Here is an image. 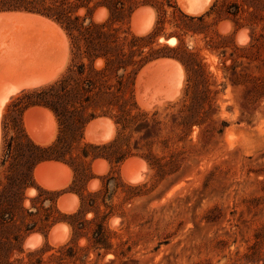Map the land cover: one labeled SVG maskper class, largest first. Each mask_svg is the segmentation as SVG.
Returning a JSON list of instances; mask_svg holds the SVG:
<instances>
[{"label":"rangeland","instance_id":"obj_1","mask_svg":"<svg viewBox=\"0 0 264 264\" xmlns=\"http://www.w3.org/2000/svg\"><path fill=\"white\" fill-rule=\"evenodd\" d=\"M130 1L134 10L125 20L124 28L134 35L146 34L154 27L158 16L162 17L154 4H158V1L167 4V0ZM203 2L205 0H170L172 5H176L188 16L202 15L216 2L214 12L205 17L202 33L181 36L188 48L200 50L210 82L213 83L211 88L217 91L216 95L211 96L213 101L209 116L201 127L193 126L183 140H179L181 131L177 128H164V137L172 130L169 133V149L165 150L157 144L152 152L161 164L168 165L165 174H158L140 155L128 158L131 161L127 170L122 169L123 163L111 171L106 161L93 162L92 178L85 189L86 192H97L108 183L106 196L110 199L105 200L108 208L104 207L100 199L98 202L99 209L108 213L105 221L106 234L115 254L108 253L99 258L90 251L86 264H264V0H210V4L207 3L206 8L204 7L206 11L204 8L203 11L198 10ZM233 2L242 7L238 25L225 13ZM145 8L148 11L144 12ZM164 9V35L159 37V42L173 47L166 42L169 38L176 42L175 37H164L178 31L173 24V7L164 5ZM136 10H139V14L133 20ZM187 11L191 13L188 14ZM1 13H20L44 18L25 12ZM101 15L104 14L100 13L99 18ZM140 18L143 19L142 22ZM6 22L9 21L0 22V62L14 65L21 53L25 52L24 48H27L26 43L25 47L23 45L26 38H30L25 42L31 47L32 43H38L39 36H43L41 39L45 41L42 43L43 40L40 39L39 44L45 50L48 46L44 67L38 72L25 75L26 78L50 74L54 75L53 78L49 75L51 82L65 70L70 61L69 41L65 33L55 30L56 27L52 24H43L39 20L34 24L15 21L5 24ZM149 22L150 26L142 31L143 34L137 32ZM18 30L27 33L29 37L23 34L25 39L21 40ZM34 34L38 35L37 42ZM210 46L218 49L212 51ZM30 47L26 50H30ZM171 66L155 67L151 69L152 72L149 70L141 77L137 76L134 96L139 111L159 109L163 119L166 113H174L178 109L180 104L163 112L167 104L181 99L186 86L184 68L180 70L175 65ZM3 83H0V88L1 84L4 88L0 89L1 95L8 86V82ZM16 94L9 96V99ZM2 114L3 111L0 117V150ZM25 114L23 123L28 133ZM43 114L48 116L41 108L36 110L29 122L33 129L36 128V132L52 136L44 144L36 142L45 145L55 138L57 123L55 119L43 117ZM98 119L100 118L96 120ZM99 121L101 120L95 124L94 131L90 129L86 133L85 130L86 141L101 143L106 141H101L102 137H108L109 140L115 134L113 122L110 128L107 121L98 123ZM92 133L95 136H90ZM110 133L112 134L108 135ZM143 144L144 142L141 146ZM147 153L146 147L140 151V154ZM67 170L47 171L48 176L53 179H68L67 184L57 189H45L34 178V186L56 192L57 201L60 196H66L67 208L71 210L62 211L57 205L62 213H72L79 206V197L69 190L73 172L69 167ZM110 177L114 180H108ZM31 189L33 194L29 193ZM36 193L35 187L28 190V195ZM69 195L73 196V201ZM93 217L91 212L85 215L87 220ZM56 225H61L64 229L61 227L54 235L50 234L52 229L46 236L34 233L40 236L30 245L24 243V249L33 250L45 244L57 248L70 241V227L65 223ZM65 228L67 231H64ZM76 244L78 247H85L87 241L81 237Z\"/></svg>","mask_w":264,"mask_h":264},{"label":"trees","instance_id":"obj_2","mask_svg":"<svg viewBox=\"0 0 264 264\" xmlns=\"http://www.w3.org/2000/svg\"><path fill=\"white\" fill-rule=\"evenodd\" d=\"M166 3L154 4L162 13L154 27L146 34L134 35L124 28L125 20L134 10L130 0H0V13L25 12L56 23L67 36L70 49V61L58 77L44 85L23 89L4 107L0 150V264H86L90 251L99 258L115 254L106 234L108 213L99 209L98 202L100 199L108 208L105 203L110 199L106 196L108 183L97 192L85 189L92 178L93 162L104 160L113 171L128 158L140 155L158 174H165L168 165L161 164L152 152L157 144L169 149L172 130L164 137V128H177L181 131L179 140H183L193 126L201 127L207 120L211 96L217 91L211 88L213 83L200 50L188 48L181 36L202 33L205 17L214 12L216 2L199 16L184 14L170 0ZM164 5L173 7L174 27L182 33L164 36L175 37L173 47L159 42V37L164 35ZM241 8V4L233 2L225 10L235 25ZM99 11L104 14L101 18L97 17ZM210 49L218 48L210 46ZM161 59L176 60L186 73L183 96L167 104L163 112L180 106L174 113H166L163 119L159 109L139 111L134 96L138 73ZM32 108L49 111L57 123L56 136L48 144L36 143L25 130L23 117ZM101 117L114 123L115 134L102 143L86 141V127ZM143 147L148 149L146 155L140 154ZM49 161L62 163L73 172L69 190L79 197V206L72 213L58 209L56 192L34 186L35 168ZM32 187L37 193L29 196L27 192ZM89 212L94 217L87 220L85 215ZM58 223L70 227V241L57 248L45 244L33 250L24 249L28 236L34 233L46 236ZM81 237L87 241L85 247L76 244Z\"/></svg>","mask_w":264,"mask_h":264},{"label":"bare ground","instance_id":"obj_3","mask_svg":"<svg viewBox=\"0 0 264 264\" xmlns=\"http://www.w3.org/2000/svg\"><path fill=\"white\" fill-rule=\"evenodd\" d=\"M195 1V0H194ZM209 1L210 0H205V2H203L202 4H200V6L198 7V10H202L204 7H205V5L208 3V4H210L209 3ZM196 2H197V0H196ZM183 6V5H182ZM148 8V7H147ZM206 8V7H205ZM205 8H204V10H205ZM149 9V8H148ZM148 9L146 10V8H145V11L144 12H146V11H148ZM142 10H140V11H142ZM142 11V12H143ZM149 11L151 12V9H149ZM153 11V10H152ZM203 11V10H202ZM201 11V12H202ZM206 11V10H205ZM192 12H193V10H192ZM99 13H101V11H99ZM187 13H188V11H187ZM189 13H191V12H189ZM188 13V14H189ZM200 13V12H199ZM139 14V10H136L135 11V13L133 14V20H135V18L137 17V15ZM144 14V13H143ZM151 15V14H150ZM102 16V15H101ZM148 16V15H147ZM97 17H100L99 15H97ZM105 17V16H104ZM103 17V18H104ZM141 19V22H142V18H140ZM3 20H6V21H9V22H11L12 23V21L14 22H17V23H22V24H31V23H33L34 24V22L36 21V20H39V21H42L43 22V24H44V22H47V23H45V24H52L54 27H56V29L55 30H59V31H61L63 34H64V32L57 26V25H55L54 23H52L51 21H49V20H47V19H44V18H40V17H37V16H33V15H28V14H20V13H0V22H3ZM97 20H98V18H97ZM140 21V20H139ZM151 21V20H150ZM9 22H6L5 24H7V23H9ZM10 23V24H11ZM135 23V22H134ZM137 23V22H136ZM135 23V24H136ZM153 23V22H152ZM140 25V24H139ZM224 25H226V24H224ZM228 26H229V24H227ZM14 26V25H13ZM132 26H133V22H132ZM150 26V22H149V24L148 25H146V26H144V27H142V28H140V31H137V32H142V31H144V30H146L148 27ZM152 26V25H151ZM18 27V26H17ZM22 27V26H21ZM51 27V26H50ZM54 27H52V28H54ZM133 27H135V26H133ZM132 27V28H133ZM138 27H140V26H138ZM150 29V28H149ZM57 30V31H58ZM137 30V29H136ZM222 32H223V30H222ZM138 33V34H139ZM15 34H16V32H15ZM14 34V35H15ZM18 34H20L21 36H19V35H17V36H19L20 37V39L22 40V39H25V38H23V34H26V36L25 37H29L28 35H27V33H24V32H21V30L19 31L18 30ZM62 34V35H63ZM141 34H143V32L141 33ZM31 35V34H30ZM38 36V35H37ZM37 36H35V34H34V40H38L39 38L41 39V37H43V36H39V38L37 37ZM245 36V35H244ZM18 37V38H19ZM35 37H37V38H35ZM246 38V37H245ZM27 40L28 39H30V38H26ZM40 39H39V41H40ZM18 40V39H17ZM27 40H25V41H27ZM37 40H36V42H37ZM43 40V38L41 39V41ZM24 41V43H23V45L26 43V46H27V48L28 47H30V44H28L27 45V42H25ZM39 41H38V43L36 44L33 40L31 41V42H34V43H32V44H36V45H32L31 44V47H30V50H26L27 48L25 47V45H24V49H25V52L23 51V53H21V56L19 57V59H17V57H16V63L14 64V65H10L9 63H7V62H0V83H3V82H5L6 84H7V82H8V86L6 87V85H4L5 87H6V89L3 91V93H2V95L0 96V117H1V111H4L2 108L4 107V105H5V103L8 101V100H10L9 99V96H11V95H13V94H15V93H18L19 91H22L23 89H28V88H33V87H38V86H41V85H44V84H46L47 82H50V76L48 75V74H45V75H32V76H34V77H32L31 78V76H29L30 78H26V76L25 75H27V74H32V73H35L36 71L38 72V70H42V67H44V64H45V59H46V51L48 50V46H47V44H45L46 46V49L47 50H45L43 47V45H40L39 44ZM40 41V42H41ZM44 41L45 40H43L42 41V43H44ZM14 43V42H13ZM29 43V42H28ZM46 43V42H45ZM170 46H174V44L176 43L175 42V40L174 39H170L168 42H167ZM15 44H16V41H15ZM17 45V44H16ZM9 46V45H8ZM7 46V47H8ZM12 45L10 44V46L9 47H11ZM18 46V45H17ZM32 46H33V48H32ZM18 48V47H17ZM16 48V49H17ZM8 49L9 48H7V51H8ZM14 51H15V49H14ZM9 52V51H8ZM20 52V51H19ZM22 52V51H21ZM49 52H50V50H49ZM7 53V52H6ZM11 53V52H10ZM15 53H16V51H15ZM14 54V53H13ZM47 54H48V51H47ZM16 56H17V54H15ZM20 55V54H19ZM50 55V54H49ZM24 57V58H23ZM15 58V57H14ZM4 59V58H3ZM6 61V60H5ZM12 63V62H11ZM9 64V65H8ZM171 65H175V66H177L180 70H182V66L178 63V62H176V61H174V60H169V59H161V60H157L156 62H154V63H150V64H148L147 66H145L143 69H142V71L140 72V74L138 75L139 77H141L144 73H146L147 71H149V70H151V69H153V68H155V67H161V66H171ZM59 67V66H58ZM172 67V66H171ZM162 68V67H161ZM164 68V67H163ZM61 68H59V70H60ZM165 69V68H164ZM151 72H152V70H151ZM184 74V73H183ZM182 74V75H183ZM25 76V77H24ZM54 76V75H53ZM53 76H51V78H53ZM181 75H179V77H180ZM182 77V76H181ZM184 77V76H183ZM183 79V78H182ZM139 80V79H138ZM181 81V80H180ZM4 84V83H3ZM180 84H181V82H180ZM3 85L1 84V88H3L2 87ZM181 86H182V84H181ZM180 86V87H181ZM0 88V89H1ZM4 89V88H3ZM174 90V89H173ZM176 90V89H175ZM172 92H174V91H172ZM177 93V92H176ZM174 94V93H173ZM15 96V95H14ZM139 96V95H138ZM167 97V96H166ZM168 98V97H167ZM140 100V99H139ZM145 102V101H144ZM146 103V102H145ZM144 105V104H143ZM142 106V105H141ZM5 109V108H4ZM40 108H32L31 110H29V111H27V113L25 114V121H26V123H25V125H26V127H27V131H28V134L30 135V137L35 141V142H38V143H42V144H44L45 142H48V140L49 139H51V135H43L42 133H38V132H36L35 131V129H33V127H32V125H30V122H29V118L31 117V116H33L34 114H35V112H36V110H39ZM147 109V108H146ZM41 110H43L45 113H47L48 114V116H46V115H44L43 117H50L51 119H54V117H53V115L49 112V111H47V110H45V109H42L41 108ZM40 112V111H39ZM40 116H42V115H40ZM33 119V118H32ZM47 119V118H46ZM33 120H35V119H33ZM98 120H101V121H107L109 124V127L111 128V126H112V121H110L109 119H107V118H100V119H98ZM98 120H94V121H92L89 125H88V127H87V129H86V133H88V131L90 130V129H93V131H94V128H96V126H95V124H97V121ZM101 121H99L98 123H100ZM50 122H51V120H50ZM33 123V122H32ZM53 123V122H52ZM99 125V124H98ZM107 125V124H106ZM35 126V125H34ZM93 127V128H92ZM114 128V127H113ZM50 132V131H49ZM49 132H48V134H49ZM91 132V131H90ZM47 133V132H46ZM112 133H110V134H108V135H111ZM91 135H93V136H95L94 135V133H92V134H90V136ZM107 135V136H108ZM51 136V137H50ZM89 136V137H90ZM110 137V136H109ZM111 138H112V136H111ZM111 138H109V140L111 139ZM95 139V138H94ZM108 139V137H104V139H103V137H102V139H101V141L102 140H106V141H108L107 140ZM98 140V139H97ZM50 141V140H49ZM89 141H90V139H89ZM96 141V140H95ZM106 141H104V142H106ZM91 142V141H90ZM102 143V142H101ZM138 160V159H137ZM130 161H131V159H128V160H126L125 161V163L123 164V167H122V169L124 170V169H126V167L129 165V163H130ZM145 163V162H144ZM107 165V164H106ZM134 165V164H133ZM143 165H145V164H143ZM97 167V166H96ZM62 169H68V167L67 166H65L64 164H61V163H58V162H54V161H49V162H43V163H41L40 165H38L37 166V168H35V171H34V178L36 179V182H38L41 186H43L45 189H57V188H59L60 186L62 187V186H64L65 184H67V181H68V179H65V180H57V179H53V177L51 178V177H49L48 176V173H47V171H49V173L51 172V171H55V170H62ZM97 169V168H96ZM95 169V170H96ZM127 170V169H126ZM69 170H67L66 172L67 173H69L68 172ZM97 171V170H96ZM99 171V170H98ZM130 173V172H129ZM127 174H128V172H127ZM69 175V174H68ZM130 175V174H129ZM131 175H132V173H131ZM138 177H139V175H138ZM127 179H128V177H127ZM133 179V178H132ZM142 179V178H141ZM141 179H139V180H141ZM134 180V179H133ZM138 180V179H137ZM136 180V181H137ZM135 182V181H134ZM93 184V183H92ZM28 193V192H27ZM29 193L30 194H33V191H32V189L29 191ZM29 194V195H30ZM31 196V195H30ZM68 197V196H67ZM71 197H73V196H71V195H69V198H71ZM74 199H76V197L74 196ZM71 200L73 201V198H71ZM66 201H67V198H66V196H60L59 197V199H58V201H57V205H58V207H59V209H61L62 211H69V210H71V209H69V208H67V205H66ZM70 201V200H69ZM75 201H77V200H75ZM74 203V202H73ZM76 203V202H75ZM74 203V204H75ZM69 204V203H68ZM71 204V203H70ZM73 210V209H72ZM74 210H75V208H74ZM73 212V211H72ZM67 213V212H66ZM69 213V212H68ZM64 225V224H63ZM62 226L61 225H56V226H54L53 228H52V230H51V232H50V234L51 235H54V234H56L57 232H58V230H60V228H61ZM64 227H66L65 225H64ZM63 228V227H62ZM67 228V227H66ZM65 228V230L64 231H67V229ZM64 229V228H63ZM63 231V230H62ZM61 231V232H62ZM69 233V232H68ZM65 234V233H64ZM59 235V234H58ZM40 235H38V234H31L30 236H28V238L26 239V241H25V244L26 245H30L34 240H36L38 237H39ZM59 236H61V234L59 235ZM62 236H63V234H62ZM61 236V237H62ZM69 237V236H68ZM41 238V237H40ZM65 238V237H64ZM65 241H66V239H65ZM39 242V241H38ZM41 243V242H40ZM57 243V242H56ZM64 243V242H63ZM60 244H62V242L60 243ZM40 245V244H39ZM58 246V245H57ZM35 248V247H34ZM30 250V249H29ZM107 257V256H106Z\"/></svg>","mask_w":264,"mask_h":264}]
</instances>
